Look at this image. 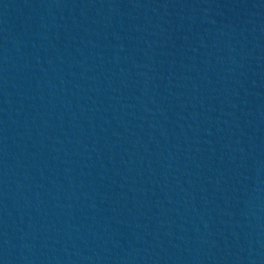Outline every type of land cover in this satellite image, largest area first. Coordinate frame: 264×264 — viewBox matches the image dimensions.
<instances>
[{
    "label": "water",
    "instance_id": "water-1",
    "mask_svg": "<svg viewBox=\"0 0 264 264\" xmlns=\"http://www.w3.org/2000/svg\"><path fill=\"white\" fill-rule=\"evenodd\" d=\"M0 264H264V0H0Z\"/></svg>",
    "mask_w": 264,
    "mask_h": 264
}]
</instances>
